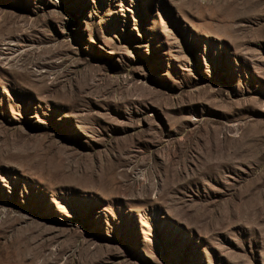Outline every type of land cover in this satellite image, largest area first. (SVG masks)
<instances>
[{"label": "rangeland", "instance_id": "1", "mask_svg": "<svg viewBox=\"0 0 264 264\" xmlns=\"http://www.w3.org/2000/svg\"><path fill=\"white\" fill-rule=\"evenodd\" d=\"M0 264H264V0H0Z\"/></svg>", "mask_w": 264, "mask_h": 264}]
</instances>
